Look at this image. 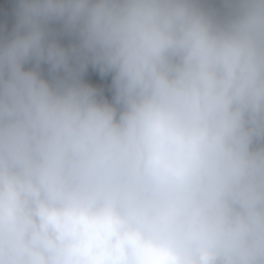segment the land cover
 Returning a JSON list of instances; mask_svg holds the SVG:
<instances>
[{"label": "clouds", "instance_id": "9594fccd", "mask_svg": "<svg viewBox=\"0 0 264 264\" xmlns=\"http://www.w3.org/2000/svg\"><path fill=\"white\" fill-rule=\"evenodd\" d=\"M0 15V264H264V0Z\"/></svg>", "mask_w": 264, "mask_h": 264}, {"label": "trees", "instance_id": "16d2710c", "mask_svg": "<svg viewBox=\"0 0 264 264\" xmlns=\"http://www.w3.org/2000/svg\"><path fill=\"white\" fill-rule=\"evenodd\" d=\"M5 2L8 7H11L12 5L16 3V0H5ZM14 22H15L14 16L8 19L7 21H5L3 16L0 15V29H3L6 27L10 31L11 28L14 26ZM64 42L67 43L68 41L65 40ZM84 79L86 82L92 83L94 86H96L97 84L103 85L104 90H105L104 91L105 96L111 99V77L110 76L101 77L98 69L90 68L89 72L85 74Z\"/></svg>", "mask_w": 264, "mask_h": 264}]
</instances>
